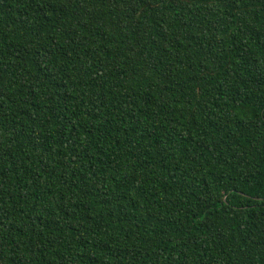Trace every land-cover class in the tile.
Masks as SVG:
<instances>
[{
	"label": "trees",
	"instance_id": "trees-1",
	"mask_svg": "<svg viewBox=\"0 0 264 264\" xmlns=\"http://www.w3.org/2000/svg\"><path fill=\"white\" fill-rule=\"evenodd\" d=\"M0 264H264V0H0Z\"/></svg>",
	"mask_w": 264,
	"mask_h": 264
}]
</instances>
